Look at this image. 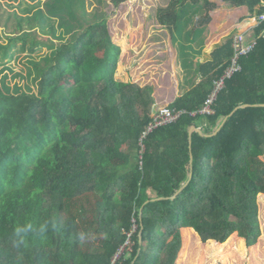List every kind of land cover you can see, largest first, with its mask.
<instances>
[{"label": "trees", "instance_id": "1", "mask_svg": "<svg viewBox=\"0 0 264 264\" xmlns=\"http://www.w3.org/2000/svg\"><path fill=\"white\" fill-rule=\"evenodd\" d=\"M103 3L46 0L30 17L50 30L42 62L25 73L2 64L0 264H175L161 258L181 223L203 243L237 235L254 247L264 194V106H257L264 105V23L212 115L199 111L232 63L235 38L200 57L218 4L257 19L264 0H188L160 19L172 36L197 44V51L184 44L181 56L197 68L189 89L168 106L180 118L145 136L154 87L115 78L121 49ZM192 9L193 19L186 14ZM33 33L22 29L0 45L3 59L17 43H42ZM243 105L249 107L231 116ZM191 127L209 136L194 132L190 141Z\"/></svg>", "mask_w": 264, "mask_h": 264}, {"label": "rangeland", "instance_id": "2", "mask_svg": "<svg viewBox=\"0 0 264 264\" xmlns=\"http://www.w3.org/2000/svg\"><path fill=\"white\" fill-rule=\"evenodd\" d=\"M45 1L46 0H0V45L6 46L11 42V39L18 38L22 29L27 31L31 30L34 32L33 34H35L34 37H41L42 41V43L36 46H32V44L29 43V45L25 47H22L21 43H17L4 59L1 54L0 70H3L2 64L9 62L7 64L8 66H11L18 72L25 73L32 67V61L42 62L44 59L48 51L46 49V43L51 37L48 33L50 30L48 29L45 31L46 33L43 32V24L41 21L34 24L32 21L30 22V17L35 14L39 5L43 7ZM187 1L188 0H104L102 9L108 17V31L111 40L121 49L120 60L115 72L116 79H120L121 81L127 80L130 77L132 80L141 81L143 74L146 75L149 69H154V61L152 62V59L162 56L163 53L160 52V55L158 54V51L161 49L157 50V48L161 46V44H155L153 37L165 36L169 40V36L171 35L169 30L165 31V28L163 29L161 27L159 24L160 19L163 16L171 14L176 10V7H179V5ZM29 10H31L32 13H28ZM189 13L191 14V12H187L186 14ZM244 15V11L228 9L224 3L218 4L217 10L209 14L211 21L205 28H208L210 33L212 32L211 42L218 41L221 37L225 39V37L233 31L232 27L238 24V18L244 17ZM54 24L57 28L58 22L55 21ZM240 28L241 27H239V30ZM240 35L243 36V33L239 34L237 37ZM174 38L176 40V34ZM229 38L230 37L226 40ZM31 40L29 42H31ZM223 41L224 40H222V42ZM180 43L179 46H183L182 42ZM164 45L170 46L169 42ZM3 51L5 52V50ZM169 65L174 68L173 63ZM167 79L170 81L169 78ZM262 160L264 161V157ZM258 203L259 221L262 228V236L259 242L251 248L243 247L242 250L236 246L233 248L237 252L238 259H241V257L243 258L244 264H264V194L259 195ZM182 224L183 223L179 225L177 233L170 240L166 252L162 255V262L166 261L169 257H173L176 260L175 264H235V255L229 258L230 261L218 258L221 257V255L218 254L226 253L223 252L224 250L217 251L212 249V254H210V252H203L202 257H200L199 251L203 242H201L200 238L191 227L188 230V244L185 247L179 244L177 235L182 231ZM214 244L216 243L214 242ZM209 249L211 248L209 247ZM243 252H245L244 255L242 254Z\"/></svg>", "mask_w": 264, "mask_h": 264}, {"label": "crops", "instance_id": "3", "mask_svg": "<svg viewBox=\"0 0 264 264\" xmlns=\"http://www.w3.org/2000/svg\"><path fill=\"white\" fill-rule=\"evenodd\" d=\"M177 8H179V7H176V9ZM174 11H176V10H174ZM189 11L194 13V15H195V10H193V11L189 10ZM239 11H244L245 15H244V17L238 18V24H235L234 27H232L233 31H231L230 34L227 35V37H225V39H224V37L223 38L221 37L220 40L211 42V38H212L211 33L212 32L210 33L208 31V28L206 29L205 44L202 48V55L200 57L201 61H205V59H207L209 57V55L211 53V49L213 48V46H215L216 44L222 43V40L225 41L228 37H230V38L231 37H237L241 33H243V36H244V47L248 48L250 46H254V44L256 42L255 38H254V29L258 26V24L255 22V18L249 19V15L245 9H241ZM190 18L193 19V14H191ZM181 20H182V22L187 21L186 17L181 18ZM159 24L161 25V27L163 29L165 28V31L168 30L166 25H162L161 22ZM239 27H241L240 30H239ZM190 28H192L191 24H190ZM233 33H235V34H233ZM184 38H186V35ZM184 38L180 39L179 36H176V40H175L174 36H172V35L169 36V40L165 36H160V37H156V38L153 37L155 44H158V45L161 44V46H159V47L157 46L158 47L157 50L161 49L160 51H158V54L160 55V52L163 53L162 56H159L156 59H154V58L152 59V62L154 61V69H149L147 71L146 75L143 74L141 81L132 80V79H130V77L127 80H121V81H126V82H130V81L135 82L141 86H145V85L153 86L154 87L153 95L156 99V104H155V108H154L155 112L159 108H162L164 106H169V104L172 103L174 98H177L178 96L182 95L187 89H189L190 81H192L194 78V75H196V68H197L196 62L194 65L189 63V65L184 66L182 64L181 56H182V50H183L182 47L183 46H179V44H181L180 42H182V45L185 44L184 46H190V45L194 46V49L196 51L199 49L197 48L196 43L195 44L194 43L193 44L188 43L187 40ZM168 42H169L170 46L164 45V44H167ZM168 52H169V54H168ZM169 59H170V61H169ZM190 59H191V57H190ZM170 63L174 64V68L170 67V65H169ZM163 72H164V74H163ZM167 78H169L170 81H168ZM118 80H120V79H118ZM200 80H201V77L196 78V82H199ZM196 128L202 132L201 127H196ZM189 228H190V226L187 223H183L182 224V231L177 235L178 236L177 241L179 242V244H182L184 247L188 244V242L186 243V241H187L186 237L189 233L188 232ZM202 245H203V247H202ZM235 246L237 248H239L240 250H242L243 247L244 248L246 247L244 240L238 238L237 235H234L225 244H217V243L214 244V242L202 243L201 249L199 251V256L202 257L203 252L204 253L210 252V254H212V249H215L217 251L218 250H220V251L224 250L223 252H226V253L218 254V255H221V257H218V258H220L222 260H224V259L229 260V258H232V255H235V257H234L235 264H244L243 258L241 257V259H238L237 252L233 249ZM209 247L211 249H209ZM242 254L244 255L245 252H243ZM250 261H251V259H250ZM253 263H255V262H253Z\"/></svg>", "mask_w": 264, "mask_h": 264}, {"label": "built area", "instance_id": "4", "mask_svg": "<svg viewBox=\"0 0 264 264\" xmlns=\"http://www.w3.org/2000/svg\"><path fill=\"white\" fill-rule=\"evenodd\" d=\"M256 23L263 24L264 23V14L259 16V18L255 19ZM235 49L236 53L235 56L232 59V63L225 71L224 75L214 81V87L212 92L207 97L204 106L199 111V114L202 115H212L214 114L213 105L215 103V100L218 97V94L223 90V88L226 86L227 79L233 77L234 74L242 70V65L240 64V57L243 54L248 53L250 50L253 49V46H250L248 48L244 47V36H239L235 38ZM182 112H176L175 110H172L168 106H164L162 108H159L154 114H153V120L150 123V125L147 128L146 133L152 132L153 130L169 125L171 123L176 122Z\"/></svg>", "mask_w": 264, "mask_h": 264}, {"label": "water", "instance_id": "5", "mask_svg": "<svg viewBox=\"0 0 264 264\" xmlns=\"http://www.w3.org/2000/svg\"><path fill=\"white\" fill-rule=\"evenodd\" d=\"M257 106H264V105H257ZM246 107H249V105H243V106H241V107H238L232 114H231V116H233L238 110H240L241 108H246ZM231 116H228V117H226L225 118V120H224V122H223V124H222V126L220 127V128H218L212 135H210V136H214V135H216L218 132H220L221 131V129L223 128V126L226 124V122L229 120V118L231 117ZM194 132H197V133H199V134H201L202 136H209V135H205L203 132H201L199 129H197L196 127H192L191 129H190V131H189V135H190V141H191V136H192V134L194 133ZM192 163H193V157L191 156V174H192ZM191 174H190V177H191ZM186 185H187V183L186 184H184L183 185V187L182 188H180L177 192H176V194L175 195H173V196H171V198H175L176 196H177V194L183 189V188H185L186 187ZM162 198H166V197H159V200H162ZM142 238V233H140V239Z\"/></svg>", "mask_w": 264, "mask_h": 264}]
</instances>
